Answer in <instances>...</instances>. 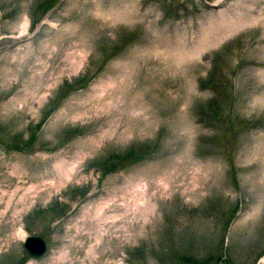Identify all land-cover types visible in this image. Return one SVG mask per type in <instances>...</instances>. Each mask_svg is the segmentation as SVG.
I'll return each instance as SVG.
<instances>
[{"label": "rangeland", "instance_id": "1", "mask_svg": "<svg viewBox=\"0 0 264 264\" xmlns=\"http://www.w3.org/2000/svg\"><path fill=\"white\" fill-rule=\"evenodd\" d=\"M263 258L264 0H0V264Z\"/></svg>", "mask_w": 264, "mask_h": 264}, {"label": "water", "instance_id": "2", "mask_svg": "<svg viewBox=\"0 0 264 264\" xmlns=\"http://www.w3.org/2000/svg\"><path fill=\"white\" fill-rule=\"evenodd\" d=\"M24 247L34 258L41 257L46 250L45 241L40 236H27L24 240Z\"/></svg>", "mask_w": 264, "mask_h": 264}, {"label": "flooded vegetation", "instance_id": "3", "mask_svg": "<svg viewBox=\"0 0 264 264\" xmlns=\"http://www.w3.org/2000/svg\"><path fill=\"white\" fill-rule=\"evenodd\" d=\"M36 138V136H34L33 134H31V136L29 137V139H32V141L34 140ZM117 160H121V159H117ZM122 160H126V159H122ZM124 163H125V161H124Z\"/></svg>", "mask_w": 264, "mask_h": 264}, {"label": "bare ground", "instance_id": "4", "mask_svg": "<svg viewBox=\"0 0 264 264\" xmlns=\"http://www.w3.org/2000/svg\"><path fill=\"white\" fill-rule=\"evenodd\" d=\"M263 260H264V258H263Z\"/></svg>", "mask_w": 264, "mask_h": 264}]
</instances>
